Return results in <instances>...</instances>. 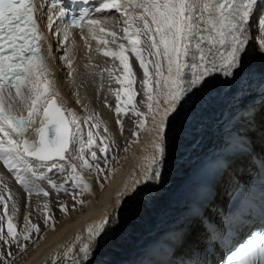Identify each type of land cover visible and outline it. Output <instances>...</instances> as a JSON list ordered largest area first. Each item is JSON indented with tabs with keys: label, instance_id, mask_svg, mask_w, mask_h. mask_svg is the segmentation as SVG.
Returning <instances> with one entry per match:
<instances>
[{
	"label": "snow or ice",
	"instance_id": "1",
	"mask_svg": "<svg viewBox=\"0 0 264 264\" xmlns=\"http://www.w3.org/2000/svg\"><path fill=\"white\" fill-rule=\"evenodd\" d=\"M256 5L257 0H102L96 12L114 10L120 14L123 17L122 37L106 29L101 20L91 18L87 9L81 10L78 17L73 16L65 25V42L68 28H81L83 22L98 44L106 48L109 44L116 46L97 49L105 57L118 60L122 68L119 76L106 69L121 85L113 90L117 101L115 112L117 116L127 114L125 109L131 105L138 129L132 135L138 138L139 132L147 131L150 137L147 147L151 153L144 157L143 180H137V185L160 178L167 140L184 109L185 96L195 95L210 83V78H218L219 74L238 79L245 72L249 21ZM52 8L57 10L53 14L57 19L68 15L60 0H54ZM37 10L35 0H0V161L14 174L29 201L33 195H50V191L38 183L47 181L50 190L57 193H67L70 184L72 199L83 204L78 196L92 191L83 172L95 169L102 173L104 169L100 167L97 153H103L107 163L110 145L100 135L101 124L96 116L81 118L60 101L42 52L43 36ZM48 19L51 29L54 21L52 17ZM260 26L264 27V21ZM121 39L127 43L119 42ZM251 39L255 41L256 33ZM259 47L264 50V36L260 37ZM129 53L142 69L139 83L146 111H141L134 102L138 95L134 87L137 78ZM67 64L71 68L70 60ZM122 96L126 100L122 101ZM116 123L120 124L122 132L120 120ZM29 130L33 132L32 138L27 135ZM103 131L108 132V128L105 126ZM54 170L66 174L63 183L57 184L50 179L48 173ZM0 187L7 192V195L0 193V242L8 246L15 244L23 252L26 245L21 246V238L29 241L33 232H40V227L25 216L24 229L18 231L14 218L19 209L14 202L9 205L13 196L3 181ZM40 210L44 223L49 224L52 217L48 203L45 202ZM60 210L67 212V205H60ZM106 223L105 220L89 226L86 229L89 236L99 237ZM76 241L82 244L79 247L81 257L75 255V245H70L64 252L66 264H80L81 258L88 261L90 245L82 243L80 236ZM220 252L219 264H264V225H258L239 239H225ZM7 255L10 257L11 252ZM0 262L8 264L2 254Z\"/></svg>",
	"mask_w": 264,
	"mask_h": 264
},
{
	"label": "bare ground",
	"instance_id": "2",
	"mask_svg": "<svg viewBox=\"0 0 264 264\" xmlns=\"http://www.w3.org/2000/svg\"><path fill=\"white\" fill-rule=\"evenodd\" d=\"M101 3L102 0H98L91 18L101 20L106 29L118 31V27H123V17L114 10L96 12ZM36 5L42 26V52L49 64L51 79L55 82L60 101L76 111L81 118L94 113V116L101 119L102 126L108 128V132L101 129L103 136L119 143L117 131L111 127L108 119L109 115L101 110L97 101L91 99L98 89L97 81L100 77L93 70L94 67L103 58L104 61L112 60L97 49L107 48L92 39L84 23L79 30L69 27L68 40L65 42V26L53 15L54 11L45 0H36ZM49 17L54 21L51 29L48 27ZM261 21H264V0H257L253 17L249 21L246 70L240 78L233 79L219 74L218 78H210V83L196 91L195 95L189 93L185 96L184 109L177 117L167 140L166 156L158 180H148L139 185L135 183L143 180L141 167L146 163L144 157L151 153L147 147L150 137L144 131L139 133L138 142L136 139L127 143L114 154L115 162L105 178L96 182L93 175L84 171L83 176L91 185V193L78 196L77 199L82 200L83 204L72 198L59 203L68 208L67 212L59 216L56 213L60 205L53 203L55 205L49 207V215L54 221L47 225L37 223L44 214L38 204L40 201L36 203L38 207H34L36 195L29 201L27 194L21 192L18 186L15 187L13 196L17 197L16 206L19 211L14 220H21L22 223L24 217L29 216L32 223L40 227V232L37 235L33 232L29 241L21 240V246H28L23 252L18 246L14 249L10 248L12 245H5L2 250L0 248V254L8 264H66L64 252L70 245H75V255L81 257L79 247L82 244L76 241L77 236L81 237L82 243H88L91 247L88 261L81 258L80 264H169L167 254L159 256V246H170L168 251L184 252L193 243L200 241L205 234H202L200 218L193 215L194 210L204 206L208 192L213 193L209 205L219 200L223 194V181L245 159L244 156L230 155V139L246 137L255 145L264 141V50L259 47L264 27L260 26ZM253 33H256L254 42L251 39ZM105 38L111 40V37ZM65 57L72 62L71 68ZM138 73L141 77L142 69ZM27 135L32 138L33 132L29 130ZM228 135L230 139L227 142ZM222 143H226L225 147ZM224 148L228 153H224ZM218 163L227 165L221 175L213 177L212 168ZM100 167L103 169L104 163ZM53 172L58 174V178L66 177V174L55 170ZM11 175L7 172L0 179L7 181ZM187 198H193L192 214L183 226L176 227L182 204ZM207 203L208 200L205 205ZM31 204L32 208L29 207ZM209 205L205 207V213L209 212ZM70 206L76 208L70 209ZM105 220L107 223L100 236L95 239L90 237L86 229ZM18 231L22 232L23 229ZM144 246L154 247L142 258L134 259V253L139 248L144 249ZM8 252H11L10 257Z\"/></svg>",
	"mask_w": 264,
	"mask_h": 264
},
{
	"label": "rangeland",
	"instance_id": "3",
	"mask_svg": "<svg viewBox=\"0 0 264 264\" xmlns=\"http://www.w3.org/2000/svg\"><path fill=\"white\" fill-rule=\"evenodd\" d=\"M120 30H121V28L118 27V31H116V32L117 33L119 32L118 33L119 34L118 36L119 37H122L123 36V35H121L122 31H120ZM119 42H122V43H125V44L127 43V41H124L122 39ZM109 46H110V44H109ZM109 46L107 48H113L114 49L116 47L115 45H111L110 47ZM129 57H130V63L132 65V68H133L134 72L137 74L141 70V68L139 67V62L135 59L134 55H132L131 53H129ZM103 59L98 61L99 64L96 62L97 63L96 64V67H94V69H93L95 72H98L99 73L100 77L98 78V81H97V88L98 89L95 91V95L97 93V96L94 95L91 99L94 100V101H97V103L100 105L101 110L104 113H106L107 115H109L108 116V119L111 122V127H113L117 131L118 140L120 142L119 143H116V141L111 140V139L103 136L104 134L101 131V129H103L104 126H102L103 123H102V121H100L101 119L98 118V120H99V122L101 124L100 135L106 139V141L109 143L110 147H109V151L107 153V163H105V161H104V154L103 153H99V152L97 153L98 156L100 157V160L98 161L99 164H100V166L103 165V163L105 165V167L103 168L104 171L102 173H97V171L95 169H93L91 171H85V172L89 173L90 175H93V177H95V181L96 182L100 181L101 178H105L106 175L108 174V172L110 171V167L115 162L114 161V154L115 153H118L127 143H132V142L136 141L137 137L133 136L132 133L134 131H138L137 126H136L137 117H135L132 114L131 105H128L127 108L125 109V111H126L127 114L121 113L119 116H117V114L115 112V106H116L117 101H116V98H115V95H114V91L113 90L120 88L121 85L117 84L115 82V80L112 79L109 76V72L106 71V69L113 70V75L119 76L121 74V72H122V68H120L119 61L117 62V60H115L113 58H112V60L109 59V60H105V61ZM117 69H119V70H117ZM150 69H151V66H150ZM138 75H139V78H138ZM136 77H137V83H136V85L134 87L137 90L138 95L135 98V101L134 102L137 104V107L141 111H146V108H145L144 103H143V90H142V88L140 86V83H139V81L142 79V74H141V77H140V74L138 73ZM123 100H126V97L122 96V101ZM121 106L122 107L124 106L123 103L121 104ZM88 115H94V113L93 114H90V113L89 114H86L85 117L88 116ZM117 119H119L120 122H121V124L123 125V131L122 132H121L120 124H117L116 123ZM86 128H87V126H86ZM229 139H230V137L228 135V138H227L226 141L228 142ZM225 144L226 143L223 144V147H225ZM224 149H225L224 150V153H225V151L227 149L226 148H224ZM109 153L113 154V156L110 157L109 156L110 155ZM226 153H228V152L226 151ZM7 172H8V170L4 167L3 162L0 161V177L3 176L4 174H6ZM12 175H11V178H9V180L4 181V180H1L0 179V181H3V183L7 185V189L11 192V195L12 196L15 195V193H13V191H14V188L17 187V186H18L17 188L21 192L24 193L22 187L19 184L17 185V183L15 181V178H13L14 177V174L13 173H12ZM57 175L58 174H55L54 172H51V173L48 174V176L50 177V179H52L56 183L58 182L57 184H60L61 182L64 181L65 178L63 176H60V178H58ZM38 183L40 184L41 187H44L46 190H49L50 191V195L48 197H43V196H36V198L34 197L35 204L38 201H40V202H38V204L41 207L43 206V204L45 202H47L48 205H49V207H50L51 205H55L53 203H56V204L60 205L61 203H63L67 199L72 198V196L70 194V190L72 189L71 186H70V184L68 185V192L67 193H65V192H59V193H57L55 190H50L49 185L47 184V181H38ZM0 193H3L5 195H7V192L4 191V188L3 187H0ZM192 201H193V198L192 199L191 198H189V199L187 198L185 200L184 204H182L181 214L177 218V222L175 224L176 227L183 226L187 222L189 216L192 214V208H193L192 207V205H193V202ZM13 202L15 204L17 203V197L13 196V201H9V205L11 206V204ZM38 204H36L37 206L35 205L34 207L35 208L38 207ZM29 207L32 208V204ZM69 208L70 209H75L76 207L75 206H70ZM0 212H2V207H0ZM57 212H58V213H56L57 216H59L61 213H64L60 209H58ZM14 221L18 225V229H24L25 221H23L22 223L20 222L21 220H14ZM52 221H54V219H52ZM31 222H32V220H31ZM41 222L44 223V217L43 218H39V220L37 221V223H41ZM22 224H23V226H21ZM36 235H37V233H36ZM21 240H23V239H21ZM16 246L17 245L13 244L10 248L11 249H14V248H16ZM4 247H5V245H3L2 242H0V248H1V250ZM153 247L154 246H144V249H143V247L142 248H139L134 253V259L137 260V259L142 258V256L145 255V254H147ZM27 248H28V246H26V249ZM1 250H0V252H1Z\"/></svg>",
	"mask_w": 264,
	"mask_h": 264
}]
</instances>
